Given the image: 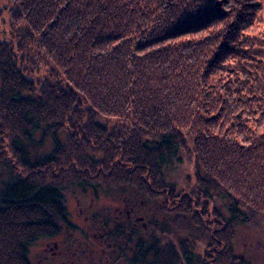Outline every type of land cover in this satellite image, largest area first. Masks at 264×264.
Wrapping results in <instances>:
<instances>
[{
	"label": "trees",
	"instance_id": "16d2710c",
	"mask_svg": "<svg viewBox=\"0 0 264 264\" xmlns=\"http://www.w3.org/2000/svg\"><path fill=\"white\" fill-rule=\"evenodd\" d=\"M9 2L0 135L14 166L0 264H31L34 241L71 226V186L126 202L88 217L99 264H251L233 243L236 225H264V0ZM41 66V80L27 76ZM46 138L42 154L24 145ZM182 155L197 192L166 182ZM151 204L160 216L139 217Z\"/></svg>",
	"mask_w": 264,
	"mask_h": 264
},
{
	"label": "rangeland",
	"instance_id": "374dc122",
	"mask_svg": "<svg viewBox=\"0 0 264 264\" xmlns=\"http://www.w3.org/2000/svg\"><path fill=\"white\" fill-rule=\"evenodd\" d=\"M11 4L9 0H0V41L8 44L11 31L15 30L14 24L11 20ZM28 77L34 81L41 80L46 73V67L41 66L38 72L32 70L28 71ZM38 88V87H37ZM84 118V116H82ZM98 118L97 121H99ZM103 119H101V122ZM104 123V121H103ZM0 140V198L1 192L12 178V168L14 166L13 158L9 153V133L1 134ZM41 133L34 135V140L39 141ZM62 140V135L59 136ZM53 145L52 138H46L44 144L39 145L35 143H25L29 153L38 155L45 153ZM25 147V146H24ZM181 162L175 165H168L163 168L166 182L175 185L178 192L184 191L185 193L197 192L198 186L196 183L194 167L192 159L187 155L181 156ZM5 164V165H4ZM11 165V167H10ZM11 168V170H10ZM16 174L21 176L19 168L15 170ZM131 194V193H130ZM64 204L68 211V219L71 223L69 228H63L62 232L53 238L38 239L28 247V258L31 264H99L98 251H101L100 245L96 240L94 234L89 227L88 217L93 211L99 210L100 207H110L111 213H118L126 209V202L122 199V195L116 192L104 194L98 189L95 194L91 188L85 189L71 186L63 190ZM141 199V198H140ZM138 204L140 200L138 199ZM205 202V200H202ZM160 202H158L159 204ZM137 204V206H138ZM158 204H151L149 210H142L138 208V216L148 214H157L160 216L156 207ZM224 215H228L223 202L218 201L215 204ZM211 204H209L210 211ZM87 218V219H86ZM88 220V221H87ZM264 222V221H262ZM262 224V223H261ZM257 226V227H256ZM236 225L234 250L238 255L243 254L245 259L250 260L251 264H264V225ZM185 229V227H182ZM183 230V229H182ZM186 230V229H185ZM181 234H172L173 240H180L183 236ZM186 235V234H184ZM188 235V234H187ZM190 235V234H189ZM105 259V257H104ZM246 259V260H247ZM100 264H104L100 262Z\"/></svg>",
	"mask_w": 264,
	"mask_h": 264
}]
</instances>
